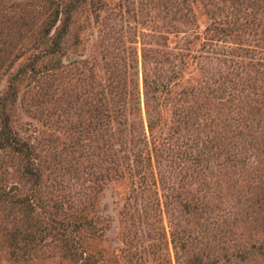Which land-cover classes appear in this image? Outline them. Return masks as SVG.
Instances as JSON below:
<instances>
[{
  "label": "rangeland",
  "instance_id": "rangeland-1",
  "mask_svg": "<svg viewBox=\"0 0 264 264\" xmlns=\"http://www.w3.org/2000/svg\"><path fill=\"white\" fill-rule=\"evenodd\" d=\"M50 1L0 0V97L10 90L16 76V127L23 139L34 145L42 199L33 212L9 205L0 209V264H73L60 259L67 252L55 241L51 227L54 206L65 219H75L80 212L97 219L96 245L77 247V253L103 248L110 254L123 243L147 246L161 242L163 248L157 249L156 256L163 254L167 264H178L168 215H160L150 194H132L127 181L109 170L112 159L120 161L118 135L101 139L84 132L89 115L82 102L89 88L87 67L99 76L112 75L114 83L117 79L123 82L125 91L131 93L125 99L129 103L134 97L132 65L140 59L142 46L173 48L179 45L183 31L198 28L202 32L214 20L264 22V0L254 6H248L246 0H204L217 6L208 14L200 4L188 7L181 0H108V9L98 18L86 0L75 21L80 42L76 58L82 63L76 64V71L68 64L73 57L67 51L62 101L56 87L61 82L50 59L35 64L30 59L37 48H27V37L46 16ZM207 37L213 39L209 41L214 46L203 51L205 61L216 74H227L235 82L237 98L211 127L208 151L212 166L201 168L175 153L158 159L164 167V185L174 188L165 193L174 200L172 218L184 234L178 236L188 241V258L207 256L204 261L211 262L213 256L224 255L236 264H264V25L244 27L231 38L220 39L217 33ZM31 63L37 68L36 81L27 80ZM247 67L262 71L252 80ZM71 88L78 94L76 102ZM77 136L79 145L71 142ZM106 138L108 143L103 142ZM196 140L193 133L188 144L193 146ZM168 144L176 148L181 139L173 134ZM20 160L0 149V177L5 185L22 184L24 194H30L33 187L22 176ZM178 198L180 202L199 198L198 215L187 214ZM37 219L46 230L36 235H12L15 230L34 232ZM88 231L77 235H90ZM239 256L247 258L241 262ZM146 258L145 264H157L151 254Z\"/></svg>",
  "mask_w": 264,
  "mask_h": 264
},
{
  "label": "trees",
  "instance_id": "trees-1",
  "mask_svg": "<svg viewBox=\"0 0 264 264\" xmlns=\"http://www.w3.org/2000/svg\"><path fill=\"white\" fill-rule=\"evenodd\" d=\"M246 1L249 3L248 6H254L259 0ZM181 2L188 7L200 4L207 14L217 9V6L206 4L204 0H181ZM84 5L86 0L50 1L46 16L32 31L31 37H27L29 40L27 48H37V52H34L30 59L33 63L50 59L56 79L61 82L60 86L56 85L61 101L65 91L62 74L66 65L63 58L67 56V51H70L73 57L68 64H71L76 71L78 70L76 64L82 63L76 58L80 42L78 41L79 27L75 25V21L77 13ZM89 7L94 17L98 18L108 9L109 1L90 0ZM253 25L263 26L264 22L261 19H255L240 24L235 20L231 22L214 20L202 32L198 28L183 31L178 47L160 49L152 44L142 46L140 59H136L132 65L135 75L132 94L134 97L129 103L125 99L126 96L130 97L131 93L128 94V91H125L123 82L117 79L114 83L112 75L99 76L92 67H87L89 88L82 102L89 115L87 130L84 132L88 136H99L101 139L105 136L118 135L117 142L122 146L121 155L118 157L120 161L112 159L109 170L115 177L127 181L128 189L132 194L136 195L139 192L150 194L160 215L163 212L168 215L170 242L179 259L178 264H236L224 255L213 256L211 262H205L207 256L188 258L185 254L188 241L178 236L184 234L176 229L177 223L173 221L174 217L172 218L173 211H176L175 203L171 200L172 196L165 193L168 190L172 192L174 188L164 185V176H162L164 167L158 159L175 153L180 158L192 159L201 168H208L214 164L208 151V146H211V127L237 96L235 82L228 78L227 74H216L217 70L210 69L205 61L207 57L203 55V51H208L209 47L214 46V43L209 41L212 38L207 36L209 33H217L220 39L231 38L236 36L242 28ZM33 63L28 65L30 66L28 81H36L34 76L37 68ZM251 67H247L248 74L252 80H255L256 72L261 73L262 70ZM78 79H80L79 76H77ZM123 79L122 77L121 80ZM16 81L15 76L12 78L13 84L9 86L10 90L5 96L0 97V149L22 159L20 160L23 165L22 176L33 188L30 194H24L22 184H6V187L4 178L0 177V209L9 205L11 208H26L33 212L38 210L37 206L42 202L39 196L41 172L33 156L34 145L23 139L16 127ZM71 89L74 91L73 97L76 102L79 98L78 94L74 88ZM65 104L71 105L68 101ZM166 112L171 115H166ZM76 118V124H79L80 114L77 113ZM168 123L172 125L169 126ZM80 126L81 124L79 128ZM133 128L136 129L133 130ZM193 133L197 140L192 146L188 142L190 138L192 139ZM173 134L181 139V144L176 148L168 144ZM77 137L71 141L75 145L80 143V137ZM106 140L107 138L103 142L108 143ZM159 192H162L160 198L157 197ZM178 197L180 198V195ZM179 198L178 205H181L187 214L198 215L199 198L195 201L182 199L185 200L181 201L182 203ZM54 207L55 211L50 212L53 215V224H50L54 230L55 241L67 252L60 256V259L73 264H145L146 257L151 254L154 260L158 259L157 264H167L165 255L156 256L157 249L163 248L160 246L161 242L149 243L147 246L123 243L110 254L103 248L92 251H87L85 248L77 253L75 251L77 247L96 245L97 235H94V230L97 219L93 216L89 217L87 212L77 213L76 218L72 220L65 219L59 212V207ZM40 221V219L35 220L34 232L24 233L21 230H15L12 235H36L46 230L47 228L42 227ZM84 230H89L90 235H77ZM244 258L239 256L241 262Z\"/></svg>",
  "mask_w": 264,
  "mask_h": 264
}]
</instances>
